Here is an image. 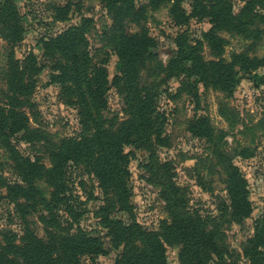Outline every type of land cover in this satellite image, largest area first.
<instances>
[{"label":"trees","instance_id":"obj_1","mask_svg":"<svg viewBox=\"0 0 264 264\" xmlns=\"http://www.w3.org/2000/svg\"><path fill=\"white\" fill-rule=\"evenodd\" d=\"M242 1L240 10L233 13L227 0H100L111 20L102 38L119 65V75L110 83L106 70L109 54L105 52L102 59L93 61L88 52L86 33L91 20L82 19L79 25L43 41L41 56L50 62L51 82L60 87L66 103L76 109L79 126L75 139L65 138L54 144L47 137L34 136L46 147L48 168L38 158L23 156L12 144L13 136L21 133V139L32 145L33 132L18 109L24 98L29 102L35 77L43 67L32 53L18 62L10 52L3 79L7 89L0 90V95L7 91L6 101L0 105V148L7 159L0 162V187L6 192L0 196V204L12 206L23 223V231L18 240L10 236L0 249V264H82V258L93 261L105 255L102 239L79 228L83 213L77 204L82 202L66 179L71 168H82L101 192V205L94 217L106 230L111 248L120 249L113 264H167V248L177 249L178 264H239L240 258L247 264H264V212L253 221L251 235L241 245L240 255L228 251L219 226L211 218L188 209L184 190L170 183L169 176L163 175L169 171L163 166L156 168L151 160L156 150L154 144L165 145L162 140L165 117L156 111L169 81H177L178 86L173 95L167 93L168 100L185 95L198 107L200 87L230 97L239 75L264 69V55L250 57L239 53L228 61L222 59L224 40L220 33L249 41L262 33L259 25H264V16L259 9L264 0ZM184 3L189 5L188 12ZM166 5L177 27L208 19L210 28L194 44L183 33L176 35L173 55L165 65H160L154 53L158 44L148 36L142 23L147 10L156 11ZM20 20L11 0L0 3V39L11 50L22 40L24 30ZM129 25L138 30L129 33ZM203 44L213 53L214 60H204ZM142 74H146L148 82L142 79ZM110 88L123 98L127 116L123 122L114 117L107 123L102 118ZM186 129L195 139L207 144L216 142L205 115L194 116ZM134 149H143L149 155V162L143 167L161 187L168 219L161 221L155 232H145L139 227L129 205L131 192L126 182ZM215 158L225 175L228 198L227 203L217 207L220 218L241 226L252 212L247 183L228 156L216 152ZM4 166L14 176L12 183L2 175ZM37 182L49 189L47 196ZM78 185L85 186L83 182ZM90 198L96 200L92 195ZM116 212L125 213L129 221L113 218ZM29 214L37 216L44 229L43 237L29 228L26 218Z\"/></svg>","mask_w":264,"mask_h":264},{"label":"rangeland","instance_id":"obj_2","mask_svg":"<svg viewBox=\"0 0 264 264\" xmlns=\"http://www.w3.org/2000/svg\"><path fill=\"white\" fill-rule=\"evenodd\" d=\"M3 1L0 0V3ZM11 1L16 5L24 33L21 42L12 50L0 39V90L7 89L3 79L8 68L10 52L18 62H21L28 53L34 54L43 69L35 77L34 86L28 97L29 102L24 98L20 101L22 104L18 109V112L25 116L29 130L33 132L31 136L33 146L21 139V133L13 136L12 144L23 156L38 158L41 164L48 168L50 163L46 147L43 141L37 142L34 136L47 137L54 144L65 138L75 139L79 133V126L76 109L66 103L67 99L61 93L60 87L51 82L50 62L41 56V44L68 27L79 25L82 19L91 20L86 33L88 52L93 61L102 59L105 52L109 54L106 70L110 83L119 75L118 60L102 38V33L111 26V20L100 0ZM227 1L230 2L233 13H237L243 5L242 0ZM183 7L186 12L189 11L188 3H184ZM168 11L167 5L156 11L147 10L142 23L148 36L155 39L158 44V49L154 53L160 65H165L173 55L175 51L173 39L176 35L183 33L188 41L194 44L201 41L202 34L210 28L208 19L190 21L187 26L177 27ZM259 11L264 16V3ZM259 28L262 33L250 41L237 35L220 33L219 36L224 40L222 59L228 61L233 54L239 53L248 54L250 57L264 55V25H259ZM137 30L138 28L132 25L127 29L129 33ZM202 57L207 61L215 58L205 44L202 47ZM142 79L148 82L146 74H142ZM177 86V81H169L167 92L157 105L156 114L165 117L162 129V140L165 145L157 147L154 144L156 150L151 159L152 164L156 168L163 166L169 171V174L163 175H168L170 183L184 190L183 195L188 209L202 217L211 218L213 223L219 226L227 250L240 255L241 245L251 235L253 221L264 212V69H258L249 75H239L230 97L200 87L198 107H195L185 95L174 101L168 100L167 93L173 95ZM5 95L7 91L0 95V105L6 101ZM125 109L123 98L110 88L102 118L107 123L114 117L119 123L123 122L127 118ZM197 115L209 118L216 139L215 144L195 139L187 132V122ZM132 151L134 159L129 163V178L126 182L131 192L129 205L139 227L145 232H155L158 231L160 222L168 219L163 198L160 196L161 187L143 167L149 162V155L145 150ZM216 152L228 156L247 183L252 212L250 218L241 226L227 223L225 218H220L217 210L221 203H227L228 198L225 193V175L216 161ZM6 161V153L0 148V162ZM2 175L9 183L14 181V176L5 166ZM66 179L71 190L78 194L82 202L77 204L83 213L79 228L101 238L106 252L103 256L93 258V261L86 257L82 258V264H113L119 258L120 249L111 248L106 230L99 226L94 217L95 210L101 205V192L94 180L83 173L82 168L68 170ZM80 182L85 186H79ZM37 187L44 196H47L49 189L45 184L37 182ZM5 193V189L0 187V196H5ZM91 195L96 197L95 201L90 198ZM36 217L32 214L26 217L29 228L38 237H43L44 229ZM112 217L124 223L129 221L123 212H116ZM22 231L23 223L12 206L1 202L0 249L9 241L10 236L18 240L22 236ZM166 260L167 264H178L177 249L167 248ZM239 264H247V261L240 258Z\"/></svg>","mask_w":264,"mask_h":264}]
</instances>
